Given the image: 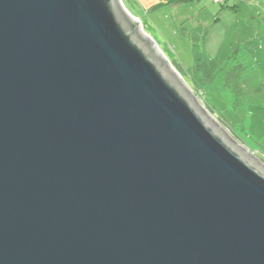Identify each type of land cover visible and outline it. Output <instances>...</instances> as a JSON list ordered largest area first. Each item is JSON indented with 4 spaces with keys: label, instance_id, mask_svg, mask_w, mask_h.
Returning <instances> with one entry per match:
<instances>
[{
    "label": "water",
    "instance_id": "1",
    "mask_svg": "<svg viewBox=\"0 0 264 264\" xmlns=\"http://www.w3.org/2000/svg\"><path fill=\"white\" fill-rule=\"evenodd\" d=\"M117 0H0V264H264V165Z\"/></svg>",
    "mask_w": 264,
    "mask_h": 264
},
{
    "label": "rangeland",
    "instance_id": "2",
    "mask_svg": "<svg viewBox=\"0 0 264 264\" xmlns=\"http://www.w3.org/2000/svg\"><path fill=\"white\" fill-rule=\"evenodd\" d=\"M117 1L204 114L264 165V0ZM195 56L217 66L211 83L190 74Z\"/></svg>",
    "mask_w": 264,
    "mask_h": 264
},
{
    "label": "trees",
    "instance_id": "3",
    "mask_svg": "<svg viewBox=\"0 0 264 264\" xmlns=\"http://www.w3.org/2000/svg\"><path fill=\"white\" fill-rule=\"evenodd\" d=\"M194 59H195L196 64H194L192 70L189 71L190 74L194 73L195 71H200L201 75H203L201 81L205 84L211 83L217 71V66L213 64V62L204 63L200 65L198 63L200 57L198 56H195ZM190 78H192L191 75H190Z\"/></svg>",
    "mask_w": 264,
    "mask_h": 264
},
{
    "label": "built area",
    "instance_id": "4",
    "mask_svg": "<svg viewBox=\"0 0 264 264\" xmlns=\"http://www.w3.org/2000/svg\"><path fill=\"white\" fill-rule=\"evenodd\" d=\"M222 0H213V2H215V3H220Z\"/></svg>",
    "mask_w": 264,
    "mask_h": 264
}]
</instances>
